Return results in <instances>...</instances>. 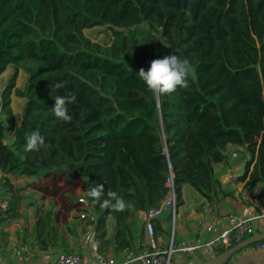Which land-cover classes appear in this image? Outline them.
<instances>
[{
  "label": "trees",
  "instance_id": "trees-1",
  "mask_svg": "<svg viewBox=\"0 0 264 264\" xmlns=\"http://www.w3.org/2000/svg\"><path fill=\"white\" fill-rule=\"evenodd\" d=\"M99 26L108 43L85 35ZM8 67L0 250L3 224L24 219L11 177L79 182L102 252L134 250L140 213L172 190L176 211L185 186L211 205L231 196L215 169L232 149L244 192L264 185V0H0V76ZM20 71L26 83L16 88ZM13 90L25 100L19 127ZM38 208L41 248L61 241L69 252L74 232L58 227L54 205Z\"/></svg>",
  "mask_w": 264,
  "mask_h": 264
},
{
  "label": "crops",
  "instance_id": "crops-1",
  "mask_svg": "<svg viewBox=\"0 0 264 264\" xmlns=\"http://www.w3.org/2000/svg\"><path fill=\"white\" fill-rule=\"evenodd\" d=\"M17 127V126H16ZM236 151L235 149H232ZM237 152V151H236ZM235 153V152H234ZM236 154V153H235ZM233 162V158L231 154L228 155L227 160L216 166L215 172L216 176L220 178L222 183L224 184L227 191L232 192L233 194L227 197L224 201H216L215 204L207 203L203 198L198 195V203L199 206L194 208L193 206H187L185 208V218L184 224L181 227L180 235L182 242L194 243L196 239L203 238L204 240H210L217 236H219L224 230L227 229L228 225L226 222L220 219V216L225 213H234L239 216H250L258 213L256 205L264 206V185L258 184L257 188L252 193L244 192V183L238 181V178L242 175L244 170V162L242 160L237 163V173L239 176H232L231 169ZM1 176V174H0ZM20 179V178H17ZM21 179L26 181H36L32 178H24ZM12 180V178H11ZM39 180V179H37ZM13 182V180H12ZM184 194V193H183ZM84 197V196H81ZM80 198V197H79ZM77 199V197L75 198ZM74 203V202H73ZM184 204V201H183ZM182 204V205H183ZM75 207L77 205L72 204ZM180 207V206H179ZM37 211V212H36ZM169 212V213H168ZM168 213L169 219L171 220L172 215L170 211L164 213V215ZM38 214V210H35V217ZM177 214V211H176ZM163 215V216H164ZM159 218V222L161 228L163 230L162 234H158L156 231V237L160 240L161 244L166 245L165 236L167 234V225L165 221V217ZM211 216H217V219L214 222H210L209 219ZM139 221L144 227V236L142 239H139L135 249L141 247L144 243L148 241V237L145 231V213H140ZM174 222V219H173ZM262 229L257 230V233ZM65 232L66 230L63 229ZM77 231V230H76ZM88 231H92L94 233L93 227L89 225ZM175 233V228L171 229L168 236L170 238L172 232ZM114 232V222H110L109 224V236ZM85 234V233H84ZM84 234H80L79 238H74L72 235H67V246L69 252H66L64 248V244L60 241L57 245L53 247H49L48 249H42L37 246H33L30 244H17L12 243L14 239L13 233L8 235L6 232V244L2 250H0V264H55V258L60 253H78L82 256L87 264H106L102 262L100 257H113L119 261H123L127 255V252H118L114 249L113 246L106 248L104 252L99 250V245L96 241L86 240L84 239ZM8 235V239H7ZM95 236V234H94ZM169 240V239H168ZM23 245H29L34 250V258L31 262H24L21 257L20 249ZM134 249V250H135ZM214 254L205 253L203 251L197 252V254L193 257L187 256L185 254H177L176 264H201L207 259L213 257ZM228 264H264V251L257 250L252 246L250 248L245 249L238 253L236 256L232 258V260Z\"/></svg>",
  "mask_w": 264,
  "mask_h": 264
},
{
  "label": "rangeland",
  "instance_id": "rangeland-1",
  "mask_svg": "<svg viewBox=\"0 0 264 264\" xmlns=\"http://www.w3.org/2000/svg\"><path fill=\"white\" fill-rule=\"evenodd\" d=\"M85 35L95 42L108 43L111 38V32L106 26L94 27L89 30H85ZM14 73L13 67H8V69L0 76V98L2 97L4 91L9 85V81ZM26 83V75L20 71L16 81V88H23ZM10 107L15 118V125L19 127L22 122V108L25 102L24 99L15 96V90L10 94ZM0 120L7 121L8 117L0 111ZM231 150L230 154L233 158L231 169H233L232 176H239L236 174L237 163L240 161L241 155L237 156L238 153ZM15 186V190L22 196L21 203L19 206L20 212L23 213L24 219H19L15 221H8L3 224L4 232L8 235L12 234L17 239H14L12 243L17 244H30L41 248V245L34 237L33 226L35 223V210H38V206L42 208H50L54 205V210L56 212V223L58 227L66 230V233H71L74 238H79L80 234H84L88 231L89 225L86 222L79 220V207H75V198L77 199L84 196L79 182L68 181L64 175L57 174L53 178L39 179L36 181H26L23 179H17L16 177H11ZM198 194L188 186L184 188L183 201L184 204L177 208V214L171 220L169 219V212L166 213L165 217L167 225V234L165 236V241H169V232L173 227L175 228V240L176 242L182 240L180 235L181 227L184 224L185 218V208L187 206H193L197 208L199 206ZM74 199V200H73ZM74 202V203H73ZM36 204L35 206L32 205ZM77 230V231H76ZM33 233V235H32ZM7 235V239H8ZM250 250L252 247H249ZM248 249V248H247ZM177 254L172 257V264H176ZM214 256V255H213Z\"/></svg>",
  "mask_w": 264,
  "mask_h": 264
},
{
  "label": "built area",
  "instance_id": "built-area-1",
  "mask_svg": "<svg viewBox=\"0 0 264 264\" xmlns=\"http://www.w3.org/2000/svg\"><path fill=\"white\" fill-rule=\"evenodd\" d=\"M236 156V154H235ZM172 180L169 181V186L172 187ZM75 205L79 207V220L83 222H94L97 216L93 206L85 197H80L75 201ZM6 208V204L1 205ZM258 213L250 216H239L234 213H225L220 216V219L227 223L228 227L219 236L204 240L198 238L194 243H187L175 240V233L172 232L169 241L166 245H162L156 231L154 221L161 218L165 212L170 211L173 219L176 214V197L172 190L169 196L161 203L158 208L151 209L145 213V231L148 241L141 247L127 252L123 261H119L113 257L101 256L100 259L106 264H172L174 254H185L187 256H195L197 252L214 254L219 249H227L234 244L244 240L247 237L253 236L257 230L262 227L264 229V206L256 205ZM217 216H211L209 221L214 222ZM0 230H2L0 226ZM84 239L91 241L95 240L94 233L87 231ZM257 250L264 251V243L254 245ZM22 260L26 263L31 262L34 258V250L29 245H23L20 249ZM55 264H87L82 256L78 253H60L55 258Z\"/></svg>",
  "mask_w": 264,
  "mask_h": 264
},
{
  "label": "water",
  "instance_id": "water-1",
  "mask_svg": "<svg viewBox=\"0 0 264 264\" xmlns=\"http://www.w3.org/2000/svg\"><path fill=\"white\" fill-rule=\"evenodd\" d=\"M262 241H264V231L245 238L223 252L215 254L201 264H228L238 253Z\"/></svg>",
  "mask_w": 264,
  "mask_h": 264
}]
</instances>
